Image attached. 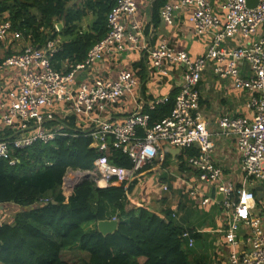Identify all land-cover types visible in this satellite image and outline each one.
Returning <instances> with one entry per match:
<instances>
[{"label": "built area", "instance_id": "built-area-1", "mask_svg": "<svg viewBox=\"0 0 264 264\" xmlns=\"http://www.w3.org/2000/svg\"><path fill=\"white\" fill-rule=\"evenodd\" d=\"M186 9L190 11L188 20L195 34L211 35V45L197 58L165 43L152 48L143 45V51L157 68H162L165 61L186 67L171 115L151 127L148 112L139 108L121 123L95 117L92 127L86 131H79L70 123V128L62 122L52 126L57 120L48 112L55 104L70 100L75 118H91L95 109L103 113L107 104L118 102L122 96L140 87L136 73L124 70L115 80L97 81L94 86L83 85L72 96L79 71L93 67L111 50L124 52L132 45L141 44L143 30L135 23L128 30L123 21L124 17L136 13L137 0H119L107 15V36L89 50L82 63L69 62L64 72L55 68L54 59L62 49V39L48 38L39 46L29 36L21 50L13 52L0 64V74L7 68H14L21 75L20 86L9 91L6 99L0 102V123L6 133V138L0 139V159H9L11 165H16L19 160L12 158L15 150L25 149L36 142L50 143L58 136L70 134L65 130H70L73 136L82 133L92 140V147L103 156L89 171L69 170L65 178L70 172L77 178L69 183V190L64 188V179L63 190L71 191L88 179L98 188L116 185L127 192L138 170L165 161L166 149L180 153L184 149H196L199 154L187 160L189 168L196 172L199 183L218 187V193L224 196L222 204L228 217L224 236L231 247L228 264H264V221L255 212L256 194L247 184L237 187L215 162L214 135L208 130V122L200 111L198 89L204 73L212 66L216 77L231 78L235 88L252 94V119L227 114L219 122L218 135L236 141L246 182L253 185L264 183V0H178L163 7L161 18L171 26L177 14ZM14 34L25 37L22 31L13 29L8 17L1 20L0 40L7 43ZM237 37L246 40L256 37L257 40L248 46L230 47L228 42ZM245 64L250 68L247 76L242 70ZM170 99L155 100L148 109L156 110ZM112 150H121L133 162V167L128 169L112 164ZM190 187L191 196L201 193V188L196 185ZM126 195L129 199L130 194L127 192ZM49 201L42 199L39 205ZM207 202L208 198L203 204ZM245 229L246 236L240 240L239 234ZM183 237L192 248L194 238L189 232Z\"/></svg>", "mask_w": 264, "mask_h": 264}, {"label": "trees", "instance_id": "trees-1", "mask_svg": "<svg viewBox=\"0 0 264 264\" xmlns=\"http://www.w3.org/2000/svg\"><path fill=\"white\" fill-rule=\"evenodd\" d=\"M118 1L0 0V22L7 13L13 29L30 36L36 45L46 39L41 29L55 30L54 25L62 23L59 33L70 40L55 55V62L82 63L89 50L107 36V15ZM90 13L96 20L87 33L80 34L82 19ZM11 54L0 40V64ZM173 108L174 99H170L156 110H147L149 126L170 116ZM64 132L71 135L15 150L16 165L0 159V204L36 206L19 213L14 223L0 225V264H200L191 260L192 249L183 237L189 232L196 239L193 230L179 227L171 213L133 207L127 198L149 165L137 171L127 192L116 185L98 188L88 179L65 192L67 172L89 171L103 154L82 133ZM198 154L196 149H184L178 156L180 169L188 168V158ZM110 161L118 167H133L121 150H112ZM50 190L53 199L39 205ZM113 219L119 223L114 234L98 232V222ZM66 254H73L76 261L63 259Z\"/></svg>", "mask_w": 264, "mask_h": 264}, {"label": "crops", "instance_id": "crops-1", "mask_svg": "<svg viewBox=\"0 0 264 264\" xmlns=\"http://www.w3.org/2000/svg\"><path fill=\"white\" fill-rule=\"evenodd\" d=\"M177 1L137 0L136 13L133 16L124 17L123 21L128 30L131 29L132 23L137 24L143 30L144 38L140 41L141 44L132 45L124 52L111 50L93 67L79 71L72 89V96L77 94L81 86H94L97 81L115 80L124 70L136 73L140 80V87L135 92L122 96L118 102L107 104L103 113L95 109L91 118L76 116V119L70 100L55 104L48 110L57 120L52 126L58 122H62L66 126L70 123L79 131H86L92 127V119L95 117L121 123L127 115L132 114L138 108L149 110V104L155 100L170 97L174 99L182 85L186 67L165 61L162 68H157L147 52L143 51V45L152 48L165 43L174 50L187 51L191 58H197L208 51L212 41L211 35L197 36L195 34L194 28L188 20L190 11L187 9L177 14L175 22L171 26L162 20L161 10L163 7ZM250 3L255 2L251 1ZM220 12L222 13L221 10ZM6 17H9L7 13L1 20ZM95 20L96 16L91 13L83 17L79 33H87ZM54 27L55 30L41 29V32L46 35L45 40L60 37L63 45L69 42L70 38H64L59 33L61 29L58 24H55ZM45 40L37 44L41 46ZM255 40H257L256 37L249 40L237 37L229 41L228 45L230 47L248 46ZM27 42L28 38L14 34L10 36L6 48L12 53L17 52ZM33 43L35 44L34 41ZM69 62L73 61L70 59L57 61L55 68L64 72ZM242 70L246 76L250 74L247 64L242 66ZM20 84V72L14 68L5 69L0 74V102L6 99L9 91L18 88ZM198 89L200 91V111L208 122V130L214 135L212 139L215 145L214 160L225 170L226 177L232 179L237 187L240 188L247 184V187L255 192V212L264 221V183L253 185L246 182L242 169V158L236 141L231 137L225 138L218 135L219 122L227 114L233 117L252 119L253 112L250 107L252 94L235 88L231 78L216 77L213 74L212 66L208 67L204 73ZM1 125L2 123H0V139H3L6 138V133L3 132ZM68 128L70 127L68 126ZM179 155L180 152L169 148L166 149L165 163L155 162L149 165L146 175L143 174L145 176L142 178L137 177V185L130 194V203L133 207L147 206L156 213H171V218L179 227L193 230L197 238L194 239V246L189 247L192 249V261L200 264H228L231 247L224 236L228 217L223 208V199L219 198V193L213 195L214 186L199 183L194 170L188 167L182 171L179 166ZM191 184L201 188V193L191 196ZM206 198L209 199V202L203 204ZM30 210L32 207L23 208L14 203L0 204V224H12L19 213ZM246 232V229L242 230L239 234L240 240H243Z\"/></svg>", "mask_w": 264, "mask_h": 264}, {"label": "water", "instance_id": "water-1", "mask_svg": "<svg viewBox=\"0 0 264 264\" xmlns=\"http://www.w3.org/2000/svg\"><path fill=\"white\" fill-rule=\"evenodd\" d=\"M58 27H59V29H62L63 24L62 23L58 24ZM218 192H219L218 187L215 186L213 189V195H215ZM223 197H224L223 194L219 193V198L223 199ZM118 225H119V223L115 219L100 221V222H98V225H97L98 232H100L103 236L114 234L118 230Z\"/></svg>", "mask_w": 264, "mask_h": 264}, {"label": "rangeland", "instance_id": "rangeland-1", "mask_svg": "<svg viewBox=\"0 0 264 264\" xmlns=\"http://www.w3.org/2000/svg\"><path fill=\"white\" fill-rule=\"evenodd\" d=\"M249 5H250V3H249ZM8 18H10V17H8ZM76 178H77V175L75 173H73V172H70L69 175H67V178H65V185H64L65 190H69V189H67L68 186H69V183L72 180H75ZM52 199H53V197H52L51 190L43 195V200H50L51 201ZM33 208H36V206H33L32 209ZM63 259H65L66 261H72V262L76 261V258H75V256L73 254H66L63 257Z\"/></svg>", "mask_w": 264, "mask_h": 264}]
</instances>
